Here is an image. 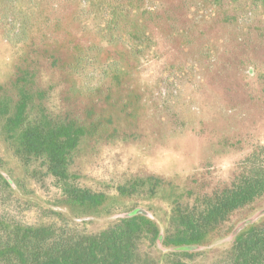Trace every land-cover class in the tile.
I'll list each match as a JSON object with an SVG mask.
<instances>
[{"label": "trees", "instance_id": "trees-1", "mask_svg": "<svg viewBox=\"0 0 264 264\" xmlns=\"http://www.w3.org/2000/svg\"><path fill=\"white\" fill-rule=\"evenodd\" d=\"M112 1L116 19L98 27L99 36L106 38L109 45L96 51L87 48L81 54L66 53L64 57L54 47L35 45L33 53L42 56L25 59L15 80L0 86V264H197L195 256L202 247L225 236L223 230L234 215L264 199V153L258 151L241 165L231 185L217 188L212 194L193 195L185 190L176 195L162 215L134 206L117 211L116 205L126 199L133 201L147 184L149 194L155 195L162 182L158 177L129 180L117 186L116 194L80 183L75 162L82 137L93 128L108 129L112 121L108 117L103 127L105 119H95L94 115L106 113L109 107L117 109L115 112L122 110L118 108L121 91L129 75L133 76L126 66V52L133 48L140 57H157L154 32L145 22L134 20L127 24L133 14L130 9L120 8L121 3H126L141 16L152 17L153 4L147 0ZM233 1L188 0L186 16L200 18L191 23L202 43L190 38L182 40L185 61L163 66L181 76L182 67L193 59L199 62L205 55L209 58L206 65L213 63L217 58L211 55L217 42L210 37L205 39L210 43L204 45L205 31L200 22L213 21L214 16L208 18L207 14L228 10ZM258 2L264 5V0H253L251 7ZM224 20L230 21L227 17ZM31 28V22L22 26L25 33ZM184 29L189 34L191 27ZM122 32L125 37L117 39ZM110 45L119 52L118 57L106 53ZM60 71L66 72L64 78H58ZM46 74L48 81L42 84ZM167 75L161 73L157 92L170 87ZM60 81H69L72 92L80 94L79 100L57 92ZM82 97H86L85 102ZM167 111H156L162 125L171 119ZM168 124L176 129L173 120ZM45 178L53 179L60 189L55 199L40 192ZM133 204L136 205L134 201ZM26 212H34V220L24 219ZM94 217L110 219L109 224L98 231L81 225ZM256 217L259 218L227 232L230 247L215 264H264V216Z\"/></svg>", "mask_w": 264, "mask_h": 264}, {"label": "rangeland", "instance_id": "rangeland-1", "mask_svg": "<svg viewBox=\"0 0 264 264\" xmlns=\"http://www.w3.org/2000/svg\"><path fill=\"white\" fill-rule=\"evenodd\" d=\"M48 1L52 3V7L49 6L48 14L43 16L35 25L31 43L33 40V44H41L43 47L44 45L51 46L56 50L62 48L69 55L72 38L76 37V42L82 41V43L93 40L92 36L86 34H93V31L88 32V30L93 25L95 26L96 22L94 24L92 20H83L85 25L80 27L78 21L75 20L77 15L75 2L71 1L75 4L73 5L69 0ZM147 1L153 6H158L152 13V17H142H144V24L157 37L159 41L157 54L161 55L159 61L152 58L147 62L143 60L139 64L143 70L140 73V83L143 89L153 86L156 79L158 82L160 70L165 67L163 63L167 65L185 61L186 55L181 51L183 49L182 40L190 38L200 42L197 40L200 33L191 23V20L198 21L200 18L192 19L186 16L188 0ZM142 6H145V2ZM246 6L247 8H244ZM251 6H254L253 0H235L233 4L229 5L228 10H220L218 14H207L206 17L208 18L214 16L213 21L206 19V21L200 22L205 31L202 40L213 37L217 42L213 49L216 53L212 50L211 55V58L216 57L217 59L209 64V70L206 68L208 57L202 56L204 59L201 61L199 59V62L197 59H193L195 61L193 63H197V78L202 81V86L201 89H192L194 97L192 98L188 95V89H191L192 82L185 81L187 82L184 84L187 88L186 95L180 99L178 106L183 107V113L187 112V107L192 106L191 110L193 111H188L190 117L196 118L197 113L201 118L199 120H203L199 123V127L204 131L198 136L194 135L195 133L192 135L188 129L187 133L183 131L174 138L165 139L170 136L166 133H157V127L149 114L150 111L152 113L153 109H159L157 107L160 106L159 103L150 102L149 104L147 97L142 98L143 102H140L138 111L133 112L130 107L128 108L130 104L127 103L131 93H134L132 92L133 89L130 88L127 92L122 90L124 95L122 104L127 99L128 101L123 104L122 121L116 120L114 123V126H119L118 129H115L119 131V135L113 139L106 138L108 136L104 135L98 141H85L79 149L78 168L82 171L84 184L101 191L113 192L118 184L124 183L132 175L156 173L171 179L175 185L183 188L191 184V180L186 179L189 177V173L203 168L201 167L202 158L210 160V157L214 159L216 155L228 156L220 159L217 157L213 164L215 165L214 171L216 170L219 177H228L232 171L233 160L236 161L238 155H230L231 150V152H227L221 148L231 147V143L237 142L236 138L245 140L247 149L252 143L251 141H264V8L258 5L260 9L254 11L256 13L254 18L253 15L245 17L240 15V12L252 10L253 7ZM23 8L21 4L19 11L25 10ZM224 17L229 18L230 21L225 22ZM13 23L16 24L18 21H13ZM181 26L187 30L191 27L189 34L185 33V29L180 28ZM79 33H84V35ZM207 43L210 41H206L204 45L207 46ZM1 46L0 65H3L5 54ZM181 46L182 48H180ZM8 48L4 47V50L13 49L9 46ZM20 48L22 47L20 46ZM113 52L114 50H109V53ZM0 68L1 79V77L7 76L5 74L10 68L7 66ZM163 73L167 75L166 69H163ZM167 76H169L170 81L174 77L171 73ZM184 85L183 87H185ZM76 86L79 87L78 84ZM146 88L144 89L145 94ZM66 89L67 86L64 89L65 92ZM137 90L138 92L141 91L140 89ZM67 92L71 93L70 90ZM82 98V101L85 102L86 97ZM120 107L121 104L118 108ZM126 107L127 112L131 111L129 115L125 114ZM111 111L110 109L100 116L107 117ZM125 115L127 118H124ZM166 125L168 126V123ZM161 134L164 136H160ZM40 188V192L49 199H55L56 196L60 195V189L55 186L51 178H45L40 184ZM156 200L145 198L139 202L143 201L147 206L152 205L154 207L156 205L158 207L160 203ZM161 203L167 206V201L162 200ZM132 204L133 202H124L116 205L118 211H122ZM255 208L254 211L248 210L236 215L232 219L231 227H237L249 220H257L258 214L263 217L264 200L259 201ZM161 212H165V210L161 209ZM35 217L34 212H26L23 215V218L28 220H34ZM109 220L100 217L81 225L88 230L98 231L106 227ZM225 233L227 234V232ZM226 234L225 236H227ZM225 236H220L221 238H216L215 242L212 243L211 241L202 247V252L195 256L196 263L215 264L223 256L226 248L230 247V240Z\"/></svg>", "mask_w": 264, "mask_h": 264}, {"label": "flooded vegetation", "instance_id": "flooded-vegetation-1", "mask_svg": "<svg viewBox=\"0 0 264 264\" xmlns=\"http://www.w3.org/2000/svg\"><path fill=\"white\" fill-rule=\"evenodd\" d=\"M71 1L75 2V4H73ZM25 6H24V3ZM70 3H72L73 5H75L77 7V15L75 17V20L78 21V23L81 25H85L83 24V20H92L94 21L95 26L93 25L91 27L89 31H93V34H86L88 36H92L93 40H87L85 41L86 43H82V41H77V38L74 37L72 38V47H71V53L73 52L74 54H81V51H87V48L92 51H96L98 50V47H106L107 44V39L104 37H100L99 36V32L101 31L98 27L99 26H107L109 24V22L113 19H116V17H114V13L115 15H117L116 12H114L113 10V1L112 0H69ZM255 3V2H254ZM21 4L23 5V11H19L21 9ZM51 5L52 7V3H50L48 0H0V45L2 48L3 53L5 54L4 60H3V65L1 64L0 67H4L7 66V68H10V70L5 74L7 75L6 77H1L0 79V86H6L8 84H10L11 82H13V80H15V78L17 77V74L19 73L20 70V64L27 58H38L42 55L39 54H35L32 51V47L35 46L34 43L33 44V40L31 43V38H32V32L35 29V25L38 24V21L40 19H42L43 16L48 14V9L49 6ZM122 5V6H121ZM121 9H130L131 13L133 14L131 16V18H128L129 21H127V24H132L134 23V20L137 19V21L139 22H143L144 21V17L141 16L140 12L133 6L127 5L126 3H121ZM258 5H261L264 8V5L261 2L256 3L255 7L252 10H249L248 12L242 13L240 12L241 16H247V15H253V18L256 17V13L254 12L257 9H260V7ZM20 6V7H18ZM155 10L158 8V6H154ZM50 11H52L50 9ZM257 12V11H256ZM258 15V13H257ZM18 16V19H17ZM136 18V19H135ZM252 19V17H250ZM127 19V20H128ZM224 20V19H223ZM13 21H18V23L14 24ZM225 21V20H224ZM31 22V26L32 28L29 31H25L22 29V26L25 25V23H29ZM132 26V25H131ZM47 27V26H45ZM85 28V27H83ZM17 31H19V33H17ZM80 35H84V33H79ZM123 35V37H125V32H122L121 34H118L117 39H119L121 36ZM83 37V36H82ZM111 37V36H108ZM31 43V44H30ZM159 43V41H158ZM37 45H41V44H37ZM159 45V44H158ZM8 46L10 48H13L12 50H8L5 51L4 47ZM20 46L22 48H20ZM45 47H48L46 45H44ZM109 49L107 50L106 53H109V50L112 49V45L108 46ZM139 47L141 48L142 45ZM92 48V49H91ZM9 49V48H8ZM113 50V49H112ZM59 53L61 54V56H65V54L67 53L64 49L59 48L58 49ZM57 51V52H58ZM70 53V54H71ZM127 53V57L125 59L126 62V66L127 68L132 70L133 76H130V78H128V83H126V88L123 89L124 91L126 90V92L131 88L133 89L131 93V96L129 97V102L128 99L126 101H124V103H129L130 105L128 106V108L130 107V110H133V112H136V110L138 111V106L140 104V102H143L142 98L147 97V99L149 100V104L150 102L154 103H159L160 106L158 110L153 109L152 113L150 111V116L153 119V123H155V126L157 127V133H166L168 134L170 137L165 138V139H171L177 136L178 133L185 131V133L189 132L195 133L194 135H198L199 133H201L202 128L199 127V123H201L203 120H199L201 119L200 116L196 113V118L192 119L190 117V114L188 111H193L191 110L192 106L190 108L187 107V113L185 116L182 115L183 114V107L180 108L179 106H171V105H175V104H179V102H177L178 98L184 97L186 95V86L184 85L185 81H191V89H188V95H190L192 98L193 97V92L192 89H201L202 86V81L198 80L197 78V63H192L182 67V69H184V73L181 76H177L178 72L172 73V71L174 70H169L166 69L165 67L163 69H166V74H168L169 72L171 74L174 75L173 79H171V83L169 84L170 87H167L166 89H160L159 92L158 91V84L161 82V78L160 75L163 72V70H160L159 73V79L158 82L157 79L155 80V82L153 83L154 85L151 87H144V89L146 88V94H145V90L143 88H141V83H140V78H141V72H143V70H141V67L139 66V64L145 60L150 61V59L152 60V57H140L138 56L139 53H135V50L132 48L130 49ZM69 54V55H70ZM111 56H115L118 57L120 54L119 52L115 51L113 53H109ZM156 54V52L154 53ZM68 55V56H69ZM131 55V56H130ZM161 54H157L156 59L159 61ZM47 56V55H46ZM110 56V57H111ZM129 56V57H128ZM112 58V57H111ZM158 58V59H157ZM207 61V60H206ZM195 62V61H194ZM208 62V61H207ZM164 64V63H163ZM177 64V63H175ZM48 67V66H47ZM209 70V67H206ZM47 69V68H46ZM1 71V68H0ZM207 71V70H206ZM48 74L50 75V69L48 67ZM57 72V74L59 75V77L64 78L66 72ZM0 74H2L0 72ZM48 74H46V81H42V84L47 83V78H48ZM204 78V77H203ZM178 81V82H177ZM93 85V83H92ZM183 85L185 87H183ZM67 86L66 92L64 91L65 87ZM57 92H59L60 94H63L64 96H68L71 95L74 97L78 98L79 100V96L80 94L74 93L72 92V88H71V83L68 81V84H64L63 81H60L57 83ZM137 89H140L141 91L138 92ZM70 90L71 93H68L67 91ZM122 92V91H121ZM131 92V91H130ZM123 95V94H122ZM130 95V94H129ZM133 95V96H132ZM157 96V97H156ZM72 97V100H73ZM124 97V95L122 96ZM155 97V98H154ZM190 97V98H191ZM164 99V102H162V100ZM73 100V101H74ZM193 101V99H191ZM77 101V100H75ZM180 101V100H179ZM123 98H121L120 102H118V104H121V109H123ZM193 103V102H192ZM144 104V103H143ZM131 105L132 108H131ZM79 106V104H78ZM169 106V108L167 107ZM112 110L110 115L107 117H103L98 115L97 113L94 115L95 119H98L99 117L104 118V125L106 126L107 124V120L108 117H110L112 119L111 123L109 126H112L108 129L105 130H97V128H93L91 129L89 132L86 133V135H84L78 145V149L76 151V162H75V167L76 169L79 171L80 173V183L84 184V181L82 179V171H80V169L78 168V157H79V149L81 147V145L86 141V142H91L92 140H99V138H101L102 136L106 135L109 139H113L115 137H117L118 132L115 129H118V127H116V125L114 126V123L116 122V120L118 121H122L123 118V110L118 112L117 109H114V107H109V110ZM135 109V110H134ZM169 109V112L167 113V116L170 117L177 125H175L176 129H172L170 127H168L166 124L171 122V119H168V121H166V124L162 125V123L159 121V119L156 118V111H162L164 113H166V111ZM264 110V109H263ZM125 114L129 115L131 111L127 112V107L125 108ZM123 113V114H122ZM184 113V114H185ZM125 115L124 118H127ZM240 116V115H239ZM238 116V117H239ZM263 116H264V112H263ZM167 118V117H166ZM160 122V123H159ZM256 123V121H255ZM169 125V124H168ZM194 125V126H192ZM91 127H94V125H92ZM114 127H116L114 129ZM109 134V135H108ZM125 134V133H123ZM160 135V136H164V135ZM189 134V133H188ZM199 138V137H197ZM237 142L236 143H231V147H225V148H221L224 151L227 152H231L230 155H234L237 154L238 155V159L234 161V163L232 164V171L230 173V175L228 177H219L217 175L216 170L214 171L215 165H213L216 160L217 157L220 158H225L228 156H222V155H216V157L213 159L212 157H210V160H205L204 158H202V166L203 168L198 169L197 171H191L189 173V177H186V179H190L191 180V184L187 187H183L180 188L178 185H175L171 179L165 178L159 174L156 173H148L146 175H140L137 174L136 176L132 175L129 178H127L125 180L124 183H120L122 185L127 184V182L129 180L135 179L137 177H141L146 179L147 177L153 176V177H158L159 179H161V184L159 186H157L156 188V192L155 195H150L149 194V184H147L143 190L135 195L134 198V203H136V205L132 204L130 207H136V209H140L142 211H149V210H154L156 213H158L159 215L164 214V212H161V209L167 211V209L169 208L172 200L176 197L177 194L183 192L186 190V192L188 191L194 194L197 193H202V194H212L213 192H215L217 190V188H224L226 186L231 185L235 179L236 176L239 174L240 172V167L243 163H245V161L250 158V156L252 154H254L255 152H261L264 153V141H260L258 142V140H254L251 141L252 143H250L248 149L246 147V142L243 139H239L236 138ZM226 145H228L227 142H225ZM231 150V151H230ZM1 152V151H0ZM215 160V162H214ZM224 178V179H223ZM118 184V185H120ZM117 185V186H118ZM91 187V186H90ZM93 188V187H92ZM117 188V187H116ZM115 188V190L113 192L111 191H102L108 194H116L117 193V189ZM94 190L97 191H101L98 190L96 188H93ZM157 199L156 201L158 203H160V205L158 207H156V205L153 207L152 205H145L143 203V201L139 200H143V199ZM162 200L167 201V206L163 205L161 202ZM264 199H261L259 201H262ZM133 201H129V199H126L124 202H133ZM258 201V202H259ZM123 202V203H124ZM257 202V203H258ZM253 207H250L248 209H245L241 212H238L236 215L244 212V211H252L253 208H255L256 204ZM164 207V208H163ZM129 207H127L126 209H128ZM147 208V209H144ZM126 209H122V211L126 210ZM118 211V210H117ZM160 211V212H159ZM150 212V211H149ZM162 213V214H161ZM234 215L233 218L236 216ZM96 218V217H94ZM232 218V219H233ZM232 221L225 226L224 230L225 232H229L231 230V224Z\"/></svg>", "mask_w": 264, "mask_h": 264}, {"label": "water", "instance_id": "water-1", "mask_svg": "<svg viewBox=\"0 0 264 264\" xmlns=\"http://www.w3.org/2000/svg\"><path fill=\"white\" fill-rule=\"evenodd\" d=\"M262 212H263V214H264V210H263ZM258 216H260V215L258 214Z\"/></svg>", "mask_w": 264, "mask_h": 264}]
</instances>
